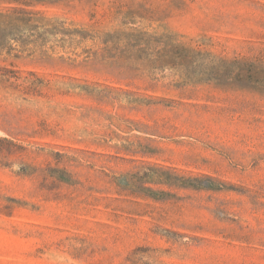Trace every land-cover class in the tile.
Listing matches in <instances>:
<instances>
[{
  "label": "rangeland",
  "instance_id": "rangeland-1",
  "mask_svg": "<svg viewBox=\"0 0 264 264\" xmlns=\"http://www.w3.org/2000/svg\"><path fill=\"white\" fill-rule=\"evenodd\" d=\"M0 15V264H264V0Z\"/></svg>",
  "mask_w": 264,
  "mask_h": 264
},
{
  "label": "trees",
  "instance_id": "trees-1",
  "mask_svg": "<svg viewBox=\"0 0 264 264\" xmlns=\"http://www.w3.org/2000/svg\"><path fill=\"white\" fill-rule=\"evenodd\" d=\"M15 12V11H14ZM1 16V15H0ZM0 45H1V40H0Z\"/></svg>",
  "mask_w": 264,
  "mask_h": 264
}]
</instances>
